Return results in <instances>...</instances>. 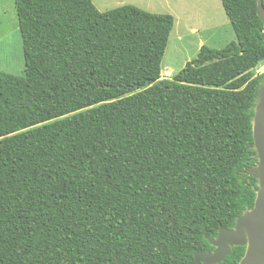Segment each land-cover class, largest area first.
Here are the masks:
<instances>
[{"label":"trees","instance_id":"1","mask_svg":"<svg viewBox=\"0 0 264 264\" xmlns=\"http://www.w3.org/2000/svg\"><path fill=\"white\" fill-rule=\"evenodd\" d=\"M220 1L236 42L167 80L172 15L14 0L25 73L0 71V264H191L253 209L264 27L257 0Z\"/></svg>","mask_w":264,"mask_h":264},{"label":"rangeland","instance_id":"2","mask_svg":"<svg viewBox=\"0 0 264 264\" xmlns=\"http://www.w3.org/2000/svg\"><path fill=\"white\" fill-rule=\"evenodd\" d=\"M100 12L109 11L122 5H132L151 14H169L174 18V26L169 35L167 48L161 63V79L172 80L185 66L195 59L198 54L199 39L219 40L216 43H207L212 49H222L231 42H236L235 35L229 21L224 18L221 28L202 34H191V3L203 12H195L200 20L211 13L199 0H91ZM203 16V17H202ZM220 26L218 19L216 20ZM226 22V25H223ZM206 25V23H204ZM219 28V27H218ZM25 70L22 38L19 31L17 13L14 0H0V71L13 76L23 77ZM252 76L258 78L260 85L264 82V60L253 70ZM256 163V159H255ZM254 163V164H255ZM253 164V166H254ZM248 175L250 170L247 171Z\"/></svg>","mask_w":264,"mask_h":264},{"label":"water","instance_id":"3","mask_svg":"<svg viewBox=\"0 0 264 264\" xmlns=\"http://www.w3.org/2000/svg\"><path fill=\"white\" fill-rule=\"evenodd\" d=\"M257 15L264 27L263 0H257ZM253 146L256 163L250 174L257 181L254 207L235 220L233 229L219 228L215 239H208L213 251L194 254L191 264H220L229 256L232 247H245L238 264H264V82L259 88L252 118Z\"/></svg>","mask_w":264,"mask_h":264},{"label":"crops","instance_id":"4","mask_svg":"<svg viewBox=\"0 0 264 264\" xmlns=\"http://www.w3.org/2000/svg\"><path fill=\"white\" fill-rule=\"evenodd\" d=\"M199 1L201 2V0H199ZM201 3L203 4L204 7L208 8L209 12H207V13H211L214 15H211L209 17L205 16V21L202 19L200 20V18L196 16L195 12H203V10L197 8V5H194L193 3H191V34L192 35L202 34L204 32H211V30L216 31V30L221 28V22L224 19L222 17V15H223L222 13L224 12V9L222 7L220 0H203V2H201ZM224 15H225V12H224ZM217 19L220 22V26H219L218 22L216 21ZM204 23H206V25ZM223 25H226V22H223ZM199 40L200 41H199L198 47H197L198 52H199V49L203 45L206 46V44L208 42L209 43H216L217 41H219V40L213 39V40H209L207 42L203 38L199 39Z\"/></svg>","mask_w":264,"mask_h":264},{"label":"flooded vegetation","instance_id":"5","mask_svg":"<svg viewBox=\"0 0 264 264\" xmlns=\"http://www.w3.org/2000/svg\"><path fill=\"white\" fill-rule=\"evenodd\" d=\"M213 250H214V249H213ZM213 250H212V251H213Z\"/></svg>","mask_w":264,"mask_h":264}]
</instances>
